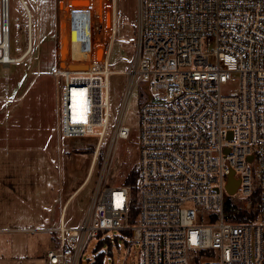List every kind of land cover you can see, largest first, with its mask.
<instances>
[{"label": "built area", "instance_id": "built-area-1", "mask_svg": "<svg viewBox=\"0 0 264 264\" xmlns=\"http://www.w3.org/2000/svg\"><path fill=\"white\" fill-rule=\"evenodd\" d=\"M105 5L64 0L50 70L61 79L62 135L96 137L95 156L113 117L110 77L117 73L110 63L117 26H106ZM122 74L112 141L130 138L123 117L140 92L138 212L130 187L110 184L107 160L80 221L55 229L49 261L81 264L92 237L119 230L141 243V264H264V0H138L136 50ZM235 74L239 92L224 93ZM230 175L238 181L234 194ZM255 190L256 217L229 220L228 197L251 209Z\"/></svg>", "mask_w": 264, "mask_h": 264}, {"label": "rangeland", "instance_id": "rangeland-1", "mask_svg": "<svg viewBox=\"0 0 264 264\" xmlns=\"http://www.w3.org/2000/svg\"><path fill=\"white\" fill-rule=\"evenodd\" d=\"M21 1L9 0V28L4 31L3 0H0V43L7 32L10 54L16 58L27 51L30 43L33 44L32 51L23 60L0 62V233H17L18 237L24 234L33 245L31 255H28L42 256L45 253L46 256L47 249L58 244L51 233L57 236L54 228L59 222L60 207L55 220L49 224L54 229L51 228V233L41 232L43 223L47 221L45 213L51 212L46 209H52L55 202L58 205L59 200L72 194L88 179L73 197L65 219L68 225L77 224L90 204L99 179L106 174L107 160L109 164L112 161L110 167L108 165V180L114 185L125 182L138 160L140 92L134 91L123 117V123L132 131L130 138L120 139L117 143L112 141L126 88V77L122 71L136 50L138 0H116V4L106 0V26L110 28L113 22L117 26L110 63L112 67L116 60L118 67H112L117 73L110 77L109 98L113 117L97 156L95 152L99 143L96 137L68 140L61 131V79L53 76L50 70L56 58L57 10L64 0H25L32 19ZM97 3L101 6L100 1ZM102 26L99 36L103 33L107 48L110 35ZM72 36H76L75 26ZM2 54L0 48V58ZM147 57L151 59L150 54ZM239 90L238 74L222 85L226 94H235ZM100 129L95 127L96 131ZM252 168L257 182V159ZM30 202L34 205L31 206ZM50 219H54L53 214ZM9 226L28 228L29 232L6 230ZM98 254H103V264H141L142 261L141 243L119 230L92 237L81 264H94ZM18 264L32 262L22 259Z\"/></svg>", "mask_w": 264, "mask_h": 264}, {"label": "crops", "instance_id": "crops-1", "mask_svg": "<svg viewBox=\"0 0 264 264\" xmlns=\"http://www.w3.org/2000/svg\"><path fill=\"white\" fill-rule=\"evenodd\" d=\"M11 63V62H10ZM86 182H88V179H86ZM86 182L77 187L75 190H73L72 194H70L69 196H67L66 198H62V200L58 201V205L56 204V202L52 205V209L48 208L46 210L51 211V212H46L45 213V217L47 216V221H45L43 223V227L41 228L42 233H45L48 231V233H51L50 230L51 228L53 229V227H50L49 224L51 221L55 220V215L56 212H58L60 207V211H59V216L58 217V224L56 226V228L60 225V223H62L63 221H65V219H67V211L69 208V204L71 203L73 197L82 189V187L86 184ZM31 206L34 205L33 202L29 203ZM27 205V206H30ZM58 208V210H57ZM44 212V211H43ZM54 215V219H50L51 215ZM44 215V214H43ZM44 218V217H43ZM54 228V229H56ZM53 229V230H54ZM6 230H14V231H21L23 233H28L29 230L28 228H22V229H18V227L15 226H9L6 228ZM52 230V232H53ZM52 234V238L54 240H56L58 242V238L54 233ZM22 244H19V243ZM58 244H56L57 246ZM55 244L52 245L50 248L47 249V252L56 247ZM1 249H4V251H6V253H3ZM33 249V245L30 243L29 238L22 234L19 237L16 234L11 235L10 233H0V264H18L19 262L22 261V259H25L27 261L32 262V264H53L49 261L48 257H47V253L45 256V253L42 256H29L31 254V251ZM21 253V254H20ZM29 254V255H28ZM2 255H5L2 257ZM21 255H24V258L21 257Z\"/></svg>", "mask_w": 264, "mask_h": 264}, {"label": "trees", "instance_id": "trees-1", "mask_svg": "<svg viewBox=\"0 0 264 264\" xmlns=\"http://www.w3.org/2000/svg\"><path fill=\"white\" fill-rule=\"evenodd\" d=\"M114 59V58H113ZM116 60L112 62V67L116 65ZM117 65L114 67L117 69ZM138 167L137 164L133 166L127 178L125 179V184L130 187V195H131V205L134 213L138 212ZM259 198L260 194L258 190H255L253 193L251 200L253 202V206L251 209H248L244 206L242 201H235L232 197H228L227 206H226V217L229 220L244 222L249 221L256 217L259 209ZM128 235L131 233L128 231ZM103 254H98L96 258V262L94 264H103Z\"/></svg>", "mask_w": 264, "mask_h": 264}, {"label": "bare ground", "instance_id": "bare-ground-1", "mask_svg": "<svg viewBox=\"0 0 264 264\" xmlns=\"http://www.w3.org/2000/svg\"><path fill=\"white\" fill-rule=\"evenodd\" d=\"M21 2H23L25 9L28 11V14L30 16V19H32L31 17V11L28 7V5L26 4L25 0H22ZM8 10H9V0H3V16H4V23H5V29L7 30V25L8 24ZM29 18V17H28ZM29 20V19H28ZM33 21V20H32ZM32 21L30 22V24H32ZM32 26V25H31ZM9 28V27H8ZM31 28V27H30ZM30 33V32H29ZM30 37V36H28ZM30 39V38H29ZM30 42V41H29ZM33 45V44H32ZM32 45L31 43L29 44L27 51L21 56V57H13L10 54V39H9V34L7 32L4 33L3 35V39L2 42L0 43V48L3 51V54L1 56V60L2 61H6V63H10V62H17L20 60H23L30 51H32ZM5 52V53H4Z\"/></svg>", "mask_w": 264, "mask_h": 264}, {"label": "water", "instance_id": "water-1", "mask_svg": "<svg viewBox=\"0 0 264 264\" xmlns=\"http://www.w3.org/2000/svg\"><path fill=\"white\" fill-rule=\"evenodd\" d=\"M7 30H8V25H7ZM0 62L6 63V61H2L1 59H0ZM237 185H238V181H236L233 178V175H230L229 179H228V183H227V190H228L229 194H234L236 192ZM84 264H87V262H84Z\"/></svg>", "mask_w": 264, "mask_h": 264}, {"label": "snow or ice", "instance_id": "snow-or-ice-1", "mask_svg": "<svg viewBox=\"0 0 264 264\" xmlns=\"http://www.w3.org/2000/svg\"><path fill=\"white\" fill-rule=\"evenodd\" d=\"M81 95H83V93H81ZM193 243H195V240H193Z\"/></svg>", "mask_w": 264, "mask_h": 264}]
</instances>
